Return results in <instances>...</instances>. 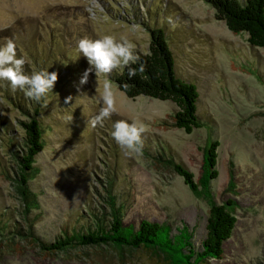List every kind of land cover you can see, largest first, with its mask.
Masks as SVG:
<instances>
[{
	"label": "rangeland",
	"instance_id": "374dc122",
	"mask_svg": "<svg viewBox=\"0 0 264 264\" xmlns=\"http://www.w3.org/2000/svg\"><path fill=\"white\" fill-rule=\"evenodd\" d=\"M152 1L0 0V45L14 39L18 57L29 61L24 67L29 74L36 69L35 54L46 57L45 70L59 74L43 103L46 147L30 184L38 207L28 214L16 188L14 156V150L26 153L20 124L26 117L7 101L0 81V264H179L178 256L158 249L110 243L46 254L29 237L50 244L73 228L94 227L95 216L109 220L116 203L124 206L126 223L158 222L168 227L170 239L183 238L186 253H199L211 207L228 200L235 202V230L223 257L203 264H264V50L251 47L246 33L233 34L216 20L215 9L204 0H154L149 19ZM168 17L176 21L175 29ZM144 23L165 30L177 75L197 88L203 125L191 134L172 126L177 108L171 101L129 99L109 74L93 73L80 84L89 67L78 51L80 39L109 34L132 41L136 54H148ZM105 80L117 113L104 127L92 128L87 122L102 106L96 89L102 91ZM17 91L31 114L32 101ZM69 96L72 101L65 103ZM122 119L147 127L142 154L125 156L112 137L114 123ZM213 143L219 145V174L209 181L207 154ZM174 163L193 174L197 189L186 184Z\"/></svg>",
	"mask_w": 264,
	"mask_h": 264
},
{
	"label": "trees",
	"instance_id": "16d2710c",
	"mask_svg": "<svg viewBox=\"0 0 264 264\" xmlns=\"http://www.w3.org/2000/svg\"><path fill=\"white\" fill-rule=\"evenodd\" d=\"M211 5L215 11L216 20L224 22L233 34L246 33L248 43L253 48L264 50V0H204ZM151 6L148 11L151 18ZM146 31L150 37V48L148 54H137L140 56V63L145 65V71L129 78L127 68L112 72L109 79L123 92L127 98L136 99L147 97L160 101H171L176 105L177 110L172 116V126L185 131L187 134L193 133L203 125L198 115L199 93L192 84L181 79L175 70V61L172 51L166 40V32L163 28L144 23ZM18 55V54H17ZM49 57V55L47 56ZM35 70L47 67L45 56L38 57L31 55ZM53 59V56L49 57ZM37 64V66H36ZM46 66V67H45ZM139 67V63L132 65ZM24 69L26 74H29ZM6 86V99L14 107L23 112L26 120L20 122L24 130V146L26 153L19 154L14 150V156L18 165L16 182L17 192L25 205V213L37 210L38 195L31 189L30 184L37 178L39 169L36 166L37 156L45 149L44 137L46 130L43 125L42 101L40 103L31 102V114L26 103L19 98L18 91H13L10 84L3 81ZM127 84L128 88L124 85ZM10 96V97H9ZM14 96V98L12 97ZM22 97V96H21ZM25 100V99H24ZM33 105V107H32ZM3 130L10 132L7 122H2ZM10 138V142H11ZM14 146V142L12 143ZM218 143L210 146L207 154V173L209 181L215 180L219 172L217 166ZM176 172L182 176L186 184L193 189H197L193 183L194 176L183 165L174 163ZM235 206L233 200L226 201L223 205L213 204L210 209L207 238L203 243L201 252L194 250L185 252L186 246L183 238L170 239L167 226L158 222L143 220L138 225L125 222L124 206L117 208L116 203L111 206V218L106 221L104 218L95 216L96 224L87 225L85 229L71 230V234L65 233L56 239L55 242L46 244L31 239L33 244L40 243V247L46 254L63 251L73 247H84L110 243L116 248H154L161 252L180 259L179 264H203L207 259H221L224 255V244L231 239L238 222L232 211ZM32 236V233H30ZM34 237V236H33ZM173 240V241H172ZM175 241V242H174ZM188 245V244H187ZM190 249H193L190 247ZM176 262L175 260H173Z\"/></svg>",
	"mask_w": 264,
	"mask_h": 264
},
{
	"label": "clouds",
	"instance_id": "9594fccd",
	"mask_svg": "<svg viewBox=\"0 0 264 264\" xmlns=\"http://www.w3.org/2000/svg\"><path fill=\"white\" fill-rule=\"evenodd\" d=\"M167 23L173 29L177 26L173 17H168ZM77 47L89 65L80 80L81 85L87 84L93 73L99 77L101 74L108 75L114 70L127 68L128 76L132 78L145 71V65L140 63V56L136 54V45L128 39H118L109 34L95 40L84 37L78 41ZM17 48L18 45L12 38L0 45V81L10 84L13 91L23 92L27 100L36 103L45 101L59 79L58 72L41 69L26 74L24 67L29 61L24 55L18 57ZM137 63L138 68L132 67ZM124 87L128 88V85L125 84ZM96 91L100 95L102 106L98 114L88 119L87 126L92 128L104 127V122L117 113L115 94L110 81L105 80L103 90L97 88ZM72 99V96L67 97L65 103H70ZM113 129L111 135L125 156L142 154L144 137L148 132L143 123L122 119L114 123Z\"/></svg>",
	"mask_w": 264,
	"mask_h": 264
}]
</instances>
